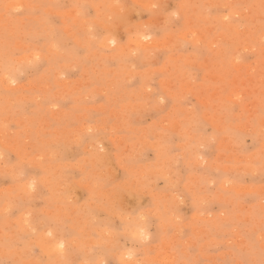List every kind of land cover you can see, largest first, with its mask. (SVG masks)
Instances as JSON below:
<instances>
[{"label":"rangeland","instance_id":"obj_1","mask_svg":"<svg viewBox=\"0 0 264 264\" xmlns=\"http://www.w3.org/2000/svg\"><path fill=\"white\" fill-rule=\"evenodd\" d=\"M117 240L264 261V0H0V264H118Z\"/></svg>","mask_w":264,"mask_h":264},{"label":"snow or ice","instance_id":"obj_2","mask_svg":"<svg viewBox=\"0 0 264 264\" xmlns=\"http://www.w3.org/2000/svg\"><path fill=\"white\" fill-rule=\"evenodd\" d=\"M153 8L158 7L157 5H152ZM166 7V6H165ZM91 14V13H88ZM225 19H227V17H225ZM144 28L146 30H151L150 26L145 24ZM90 31H92V29H90ZM97 35H94L92 37L93 40L98 39L99 38V34L103 32V28H97L96 30ZM156 35H159V33L157 32ZM143 39L147 40V39H151V37L149 36H144ZM112 44H115V40L111 41ZM16 55H20L21 53L17 52L15 53ZM36 59L39 60L40 59V54L36 53ZM13 84L16 83V81L13 79L11 81ZM89 132H91V129H89ZM30 187H34V184L31 185ZM132 214L129 213V222L124 226V231H123V238L125 240V245L127 244V242L129 240H131V242L133 243V245H135L138 241H143L148 239L147 235H146V229L144 226H142L141 224H133L132 220H131ZM139 220L140 221H145L146 217L141 214L139 216ZM111 235V232L109 233ZM120 235V234H118ZM48 236H52V232L49 231L48 232ZM116 244L119 245V240L116 241ZM125 245H119V247L122 249V255L120 260L118 261V264H145V262L137 260L136 257L139 253V249H137L136 247H132V248H128ZM58 247L63 250L64 248V243L60 242L58 244ZM102 264H111V261H103ZM261 264H264V261L261 262Z\"/></svg>","mask_w":264,"mask_h":264},{"label":"bare ground","instance_id":"obj_3","mask_svg":"<svg viewBox=\"0 0 264 264\" xmlns=\"http://www.w3.org/2000/svg\"><path fill=\"white\" fill-rule=\"evenodd\" d=\"M148 3H149V2H148ZM106 6H107V5H106ZM145 6H146V5H145ZM109 7H110V6H109ZM109 7H108V8H109ZM126 13H127V12H126ZM66 14H67V13H66ZM100 22H101V21H100ZM149 22H150V21H149ZM221 25H222V24H221ZM198 34H199V33H198ZM212 34H213V33H212ZM182 36H183V35H182ZM185 36H186V35H185ZM197 36H198V35H197ZM194 37H195V36H194ZM198 37H199V36H198ZM199 39H200V38H199ZM153 40H154V39H153ZM153 40H152V41H153ZM133 43H134V42H133ZM151 43H152V42H151ZM138 44H139V43H138ZM142 45H143V44H142ZM142 52H143V51H142ZM173 57H174V56H173ZM181 70H182V69H181ZM143 73H144V72H143ZM204 76H205V75H204ZM148 95H149V94H148ZM235 126H236V125H235ZM155 258H156V256H155Z\"/></svg>","mask_w":264,"mask_h":264}]
</instances>
